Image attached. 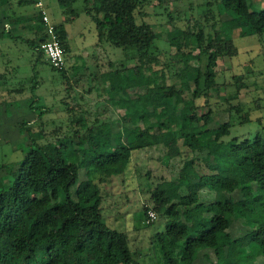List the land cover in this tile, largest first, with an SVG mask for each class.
<instances>
[{
	"label": "trees",
	"instance_id": "1",
	"mask_svg": "<svg viewBox=\"0 0 264 264\" xmlns=\"http://www.w3.org/2000/svg\"><path fill=\"white\" fill-rule=\"evenodd\" d=\"M78 1H83L84 13L96 25L97 45L131 49L136 59L147 60L154 88L167 91L168 100L150 105L133 101L126 106L123 98L148 84L138 66H123L113 70L118 84L112 88L113 97H119L116 104L122 105L120 130L110 133L107 123L98 117L75 121L74 109L68 106L64 133L62 127L46 132L43 120L52 109L38 96L43 84L38 66L46 61L41 45L49 39L45 25L41 15L34 13L27 19L33 38L14 35L5 22L18 23L14 10L34 1L0 0V38L21 39L35 58L31 78L21 85L10 83L15 79L10 59L0 74V84H6L8 95L15 93L10 98L2 95V113L17 116L15 126L23 136L7 160L3 149L14 141L0 144V264H142L130 233L106 224L103 213L110 196L103 193L102 185L126 176L139 142L151 149L161 144L162 136L177 131L181 134L164 141L163 146L167 167L176 159L181 162L178 177H161L146 192L164 224L151 238L152 253L160 250L161 264H252V260L264 264V140L261 135L251 140L232 134L236 125L251 122L241 111L240 121L235 122L231 112L238 105L228 104L227 122L220 124L213 117V91L221 84L215 70L218 60L238 55L233 40L236 27L240 38L264 39V8L255 10L250 0L207 1L210 8L204 16L208 25L191 34L188 42L183 30L173 29L168 44L176 54L159 67L157 32L151 24L139 22L152 0H58L64 9H72ZM214 5L218 14L211 9ZM72 14L77 15L74 10ZM222 16L229 17L221 22L223 36L217 32L212 36L210 30L216 29ZM55 28L67 55L68 32L63 24ZM195 52L198 62L207 57L205 70L192 64ZM50 68L61 76L63 86L71 87L66 67ZM231 81L236 86L248 85L241 75H233ZM29 115L41 122L40 132L29 126ZM48 136L54 140L48 141ZM83 168L87 169L88 186L72 198L71 189ZM249 170H254L255 179ZM204 193L214 199L204 201ZM143 212L147 217L149 209L143 207ZM237 222L243 226L240 236L232 233ZM232 251L237 253L234 261L228 260Z\"/></svg>",
	"mask_w": 264,
	"mask_h": 264
},
{
	"label": "rangeland",
	"instance_id": "2",
	"mask_svg": "<svg viewBox=\"0 0 264 264\" xmlns=\"http://www.w3.org/2000/svg\"><path fill=\"white\" fill-rule=\"evenodd\" d=\"M33 1L31 5L18 8L21 11H26L21 15L16 12V16L10 11V14L14 15L16 19H20L18 23L5 22V25L8 24L14 35L24 37V39L33 38L32 33L27 29L29 25L27 19L30 18L27 12L33 13L37 9V0ZM42 1L52 22L55 25H64L69 35L70 49L66 55V69L71 87L66 84L62 85L61 76L51 71L46 58V61L44 60L45 62L38 66L43 81L38 96L42 103L52 109V112L48 113L43 120L46 132H51L56 127H62V133H64L69 116L66 110L68 106L74 109L72 118L75 121L82 117H98L107 123L110 133L111 130L114 133L120 130L122 105L116 104L119 97H113L112 88L117 87L118 84L113 70L123 66H138L144 73L145 81L148 84L147 88L133 90L130 92L129 98H123L126 106L133 104V101H137L141 105H150L152 101L165 102L168 100L167 91H158L154 88L153 70L147 60L136 59V54L131 49L124 51L107 43L97 45L96 25L84 13L83 1L75 3L70 11L62 8L58 0ZM207 1L212 0H152V4L143 9L144 15H141L139 22L145 21L151 24L157 32L156 48L161 51V54L159 53V67L172 61L171 59L176 54V50L169 49L168 44L169 34L173 29L183 30L188 42L191 34L199 33V29L203 25H208L204 16L210 8L206 6ZM249 3L253 4L255 10L264 8V0H250ZM211 9L218 14L215 5ZM72 10L77 13L76 16H73ZM210 17L212 16L208 15V18ZM218 19V26L216 29H211L210 34L213 36L217 32L222 37L221 22L226 21L229 17L222 16ZM210 23L212 25L213 21ZM0 30H2L1 23ZM239 35L240 29L236 27L233 32V40L238 48V55L221 57L215 68L221 84L213 91V102H216L213 106L215 113L213 117L220 124L227 122L230 118V112L226 111L229 107L228 104L238 105L239 109L231 112L235 122L240 121L238 113L241 112L247 114L251 122L242 126L236 125L232 134L246 136L251 140L257 135H261L264 140V39L240 38ZM198 58V52H195L192 64H200L205 70L207 57H203L200 62L197 61ZM7 59L11 60L13 67L11 66L10 69L15 73V79L10 83L21 85L26 79L31 78L35 58L32 57V52L21 39L12 41L8 35L0 38V74L7 69L5 65ZM233 75L243 76L248 84L247 87L233 85L231 81ZM7 89L6 84H0V103L4 99L2 95L4 97L7 95L6 97L10 98L15 94L9 96V89ZM188 97L192 98L191 93ZM27 99L26 97L21 98L22 106L25 105ZM2 110V104H0V122L1 124L3 122V125H0V144L11 139L14 141L3 149L4 160H7L12 155V148L22 140L23 136L22 131H19L15 126L19 120L16 119L17 116H8L3 114ZM85 110H89V112H85ZM169 111L172 116L175 115L172 104L169 106ZM26 119L31 121L29 126L33 127L36 133L40 132L39 124L41 122L35 121V115H29ZM129 127L132 126L129 125ZM180 134L177 131L162 136L161 144L151 149L144 148V144L139 142L134 146L132 163L126 176L108 180L102 185L103 193L109 194L111 197L106 203L108 209H105L103 213L106 224L112 229L130 233L133 241L132 247L140 254L142 264H157L158 262L161 264L162 262L160 250L156 248L155 252L152 253L153 249H151L150 243L155 232L158 229H164V224L159 211L155 210L149 203L146 192L151 182L155 184L161 177L168 180L178 177L181 162L176 159L171 161L168 167L165 165L166 150L163 142ZM53 140V136H48V141ZM2 159L0 152V161ZM149 173L152 176L150 178L147 176ZM247 173L252 179H255L254 170H249ZM88 179L87 169L83 168L79 173L78 182L71 189L72 198L76 197L79 190L82 191L88 186ZM203 199L204 201H211L214 196L204 193ZM143 207H147L149 212L156 213V218L152 219L149 212L146 217ZM242 231L243 226L237 222L232 229L233 235L240 236ZM236 255L235 251L229 252L228 260H236ZM210 256L215 261L214 255L210 254ZM252 264H258V262L252 260Z\"/></svg>",
	"mask_w": 264,
	"mask_h": 264
},
{
	"label": "built area",
	"instance_id": "3",
	"mask_svg": "<svg viewBox=\"0 0 264 264\" xmlns=\"http://www.w3.org/2000/svg\"><path fill=\"white\" fill-rule=\"evenodd\" d=\"M36 8L42 17L45 25L48 41L41 45V50L51 67L55 69H63L66 67V54L61 46L56 34L55 24L51 21L46 6L42 0H37ZM152 219L156 218V213L149 212Z\"/></svg>",
	"mask_w": 264,
	"mask_h": 264
},
{
	"label": "crops",
	"instance_id": "4",
	"mask_svg": "<svg viewBox=\"0 0 264 264\" xmlns=\"http://www.w3.org/2000/svg\"><path fill=\"white\" fill-rule=\"evenodd\" d=\"M18 10V11H17ZM71 9H69V11H70ZM14 12L16 13V12H18V15H21L22 13H24V12H26V11H21V10H19V9H15L14 10ZM28 14H29V16L31 17L34 13H39L38 12V10L36 9L33 13H29V12H27ZM16 16H17V13H16ZM19 17V16H18ZM51 19V18H50ZM69 20V19H68ZM52 21V20H51ZM8 26V25H7Z\"/></svg>",
	"mask_w": 264,
	"mask_h": 264
}]
</instances>
